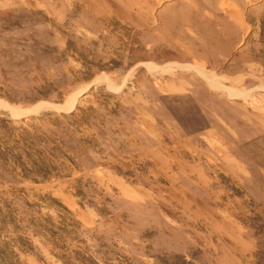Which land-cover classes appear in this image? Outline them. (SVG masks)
<instances>
[{"label": "rangeland", "instance_id": "obj_1", "mask_svg": "<svg viewBox=\"0 0 264 264\" xmlns=\"http://www.w3.org/2000/svg\"><path fill=\"white\" fill-rule=\"evenodd\" d=\"M0 264H264V0H0Z\"/></svg>", "mask_w": 264, "mask_h": 264}]
</instances>
